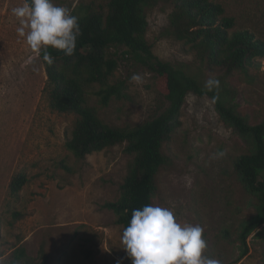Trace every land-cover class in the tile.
Instances as JSON below:
<instances>
[{
	"label": "rangeland",
	"instance_id": "1",
	"mask_svg": "<svg viewBox=\"0 0 264 264\" xmlns=\"http://www.w3.org/2000/svg\"><path fill=\"white\" fill-rule=\"evenodd\" d=\"M108 1L55 0L71 12L79 4L106 9ZM213 1L225 6L237 29H249L264 40V0ZM24 2L0 0V264H14L19 247L39 261L42 246L46 264H132L121 243L124 226L104 206L119 198L131 156L125 143L85 159L67 149L77 116L49 105L43 58L17 34L19 21L11 12ZM146 10L147 37L156 55L198 74L205 86L222 78L223 99L249 123L264 122V57L261 69H251L250 75L207 70L195 50L170 33L171 4L158 0ZM119 63L114 79L127 81L129 96L103 106L90 94L100 118L131 126L163 112L168 102L154 74L132 59L121 57ZM251 149L250 142L223 123L211 96L195 93L188 94L181 125L163 144L169 161L158 174L153 204L173 209L180 223L202 226L207 243L203 254L220 264H264V226L250 235L244 257L239 240L243 223L258 206L237 176L234 160ZM19 172L29 180L13 197L10 183ZM14 211L22 219L14 221ZM227 230L230 237H225Z\"/></svg>",
	"mask_w": 264,
	"mask_h": 264
},
{
	"label": "trees",
	"instance_id": "2",
	"mask_svg": "<svg viewBox=\"0 0 264 264\" xmlns=\"http://www.w3.org/2000/svg\"><path fill=\"white\" fill-rule=\"evenodd\" d=\"M158 0H109L107 8L79 4L72 12L79 18L81 32L71 56L49 48L41 51L47 73L44 89L52 110L77 116L66 147L78 159L117 144H126L131 156L127 175L120 186V196L104 206L115 213L116 222L124 226L133 209L153 204L158 174L167 163L163 144L168 142L181 125L182 108L190 93L210 95L223 123L235 134L252 144L249 152L238 155L234 167L244 188L256 197L258 211L242 226L239 240L241 257L249 253L248 239L264 226V122L251 124L222 97V78L211 90L198 74L181 65L161 59L155 54L147 37V7ZM172 5L169 31L178 41L195 50L203 67L223 71L225 76L235 72L250 75L251 69H261L264 40L249 29H237L236 19L227 14L222 3L213 0H165ZM117 48L113 53L111 48ZM124 50L120 53L119 50ZM48 54L52 62L44 59ZM132 59L154 74L155 84L167 99V107L142 123L119 126L103 121L90 104V94L107 106L113 99L129 96L126 80L114 79L120 58ZM64 167H68L63 163ZM24 172L16 173L10 183L13 197L19 195L28 182ZM23 214L13 212L14 221ZM230 237V231H225ZM41 260L27 255L23 247L14 251L13 263L46 264L48 256L43 246Z\"/></svg>",
	"mask_w": 264,
	"mask_h": 264
},
{
	"label": "clouds",
	"instance_id": "3",
	"mask_svg": "<svg viewBox=\"0 0 264 264\" xmlns=\"http://www.w3.org/2000/svg\"><path fill=\"white\" fill-rule=\"evenodd\" d=\"M11 12L19 21L17 34L32 51L47 53L53 48L68 56L74 53L81 28L67 7L55 0H25ZM44 59L52 62L48 54ZM132 79L139 82L141 77L134 74ZM213 85L218 81L206 82L210 90ZM121 243L132 264H220L203 254L207 243L202 226L180 223L173 209L158 204L132 210Z\"/></svg>",
	"mask_w": 264,
	"mask_h": 264
}]
</instances>
